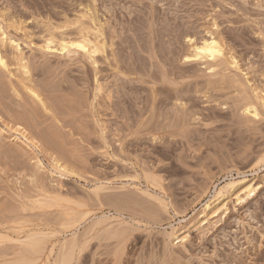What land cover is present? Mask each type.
<instances>
[{
    "label": "rangeland",
    "instance_id": "1",
    "mask_svg": "<svg viewBox=\"0 0 264 264\" xmlns=\"http://www.w3.org/2000/svg\"><path fill=\"white\" fill-rule=\"evenodd\" d=\"M91 21L94 61L41 51ZM0 26L48 105L2 49L0 264H54L73 242L70 264H264V107L243 111L264 93V0H0ZM209 36L238 70L185 60Z\"/></svg>",
    "mask_w": 264,
    "mask_h": 264
},
{
    "label": "bare ground",
    "instance_id": "2",
    "mask_svg": "<svg viewBox=\"0 0 264 264\" xmlns=\"http://www.w3.org/2000/svg\"><path fill=\"white\" fill-rule=\"evenodd\" d=\"M84 15H85V13H84ZM89 15H88V17H89ZM88 23H91V26H86L85 24H84L85 26L84 25H80V28L78 29L79 30L78 31L79 32L78 35H80V36H78L75 39H65V38L63 39V38H61L57 42H56V40L54 41L53 38L46 39L44 41L42 47H41V51L45 54V56L46 55L48 56L49 54H51V55L52 54H56V53L60 54L62 56L63 55H68L70 53H82L84 56H86L87 58L92 59V61H94L93 58L95 57V55L96 54H100L101 52H104L106 47H105V43H104L103 39L101 38L102 34H101L100 29L96 28V26L93 23V21L88 22ZM1 28L2 27L0 26V69L6 71L12 77V74H11L12 71L9 70V66H10L9 65V60L10 59H8L7 56H5L4 53L1 52V50L4 49L6 46H10L13 49V51H14L13 58L12 57L11 58L13 60L14 66L16 68L15 69L16 73H18V75H19L18 76L19 78H17V79H18V84L20 86V89H22L25 92L24 94H26V96H29L31 99H35L40 104V106L43 108L44 111H48V108H47L48 105L46 106L47 103H45L43 101V99H41L42 97H40V94L38 93V91H36L30 85V82H31L30 79H29V77L31 76V75L29 76V73H30L29 69L30 68L27 65L29 62L27 63L25 58L22 56V53H21V51L19 49V44L15 43V41L9 40L7 38V36H6L7 34L5 35L4 32L1 30ZM91 33H92V35H91ZM190 41L191 40H189V42ZM77 45H79V47H77ZM224 51H225V49H223V46L218 41V39H216L215 37L209 36L208 38H206V39H204V40H202L200 42H197V43L193 42L191 44V46H190V50H189L188 56L186 55V57H185V60L187 62L196 61V62H200L202 64H205L211 72L216 67H219V66H222V65L229 66L230 68H232V70H238L237 62L232 58V56L231 57L230 56L227 57L226 56L227 54H225ZM14 74H15V72H14ZM5 78H7V77H5ZM12 87L14 88V86H12ZM18 91H19V89H18ZM14 92L17 95V97H19V94H18V92L15 89H14ZM252 95H253V100H251V102H248L247 104H244L245 106L243 108V111L245 112L246 115H248V116L250 115V117H252V119H255V118L259 117V111H258V107L257 106H263L264 107V97H263L264 93L260 94V96H259L258 94H255L254 91H253ZM34 113H36V112H34ZM13 119H16V118H13ZM18 121H19V119L17 121L14 120L13 122H18ZM1 132H2V130L0 129V133ZM14 133H17V135H19L22 138V140L24 139L28 144H31L33 147H35V149L36 148L38 149V146L36 144H34L29 139L28 135L25 134V132L22 131V129L15 130ZM37 162L40 165V162L39 161H37ZM54 166H55V168L57 170H59V172L60 171L64 172V168L62 166H59L57 163ZM151 182H152V179H151ZM234 186H235L234 182L226 183L223 187L219 188L215 192V196H217V197L218 196L219 197L222 196L223 194L227 193L229 190L233 189ZM157 187H158V185H157ZM253 191H254V187L251 186V185H248L246 188L241 190V194L240 195H242L244 198H247V197H249L252 194ZM240 195H238V194L236 195V199L237 200H241L242 199L240 197ZM60 200L62 201V199H60ZM38 201H40V200H38ZM38 201L36 200V202H38ZM46 201H48V200H46ZM68 204H70V203H68ZM47 205H49V203ZM208 208H209V205H205L204 209L206 210ZM70 212H72V211L70 210ZM76 215H77V217H75V218H77V219H78V217L80 215L82 216V214H80V215L76 214ZM81 216H80V218L82 219ZM85 216H87V215H85ZM74 219H72V220H74ZM78 220H80V219H78ZM100 221H102V219ZM74 223H76V222H74ZM97 225H98V223H97ZM62 227H63V225H62ZM92 227H93V225H92ZM110 232H111V230H110ZM120 232L119 233H114L113 239H114V237L115 238L121 237V235H120L121 233ZM122 233H124V232H122ZM170 236H171V234L168 237H170ZM36 237H37L36 235H27V237H26L27 241H25V243L22 242L23 244H25L28 247L27 249L25 248V250L30 251V252L38 251V249L40 247V244H39L40 240L38 238H36ZM38 237H40V236L38 235ZM184 239H185V237H183L181 240H184ZM60 248L61 249H60V251L58 253L59 255L57 254L58 255L57 259L54 257L56 259V260L54 259L55 260L54 264H70V263H72V261H73L72 259L75 258L74 257V253L77 251V244H75L74 242L70 243V244L68 243V245L63 243ZM40 250H42V249H39V251ZM78 250H80V249H78ZM81 252H82V248H81ZM19 259H21V258H19ZM20 263H22V262H20ZM24 263H26V262H24ZM33 263H34V261H33ZM52 264H53V262H52Z\"/></svg>",
    "mask_w": 264,
    "mask_h": 264
},
{
    "label": "snow or ice",
    "instance_id": "3",
    "mask_svg": "<svg viewBox=\"0 0 264 264\" xmlns=\"http://www.w3.org/2000/svg\"><path fill=\"white\" fill-rule=\"evenodd\" d=\"M77 47H79V45H77Z\"/></svg>",
    "mask_w": 264,
    "mask_h": 264
}]
</instances>
